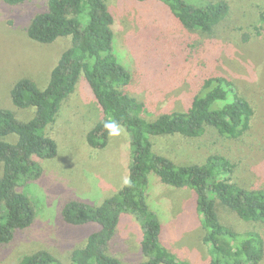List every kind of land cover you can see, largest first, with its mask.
Listing matches in <instances>:
<instances>
[{
  "label": "trees",
  "instance_id": "obj_1",
  "mask_svg": "<svg viewBox=\"0 0 264 264\" xmlns=\"http://www.w3.org/2000/svg\"><path fill=\"white\" fill-rule=\"evenodd\" d=\"M1 1L8 6H44L34 16L23 17L25 35L41 46L61 47L43 88L28 76L16 78L10 86V104L15 110L31 108L28 119L0 106V251L9 252L37 222L34 203L21 190L42 180L46 165L58 155L59 110L62 105L69 110L66 102L85 78L100 118L84 128L80 137L89 152L97 155L122 127L128 136L123 178L113 182L109 177L115 191L98 205L76 195L59 203L58 220L87 231L84 243L72 248L67 258L36 249L20 255L14 264H124L113 246L123 214L139 223L141 257L136 264H192L161 242L162 222L150 205L152 175L165 189L194 191L206 264H260L264 260V188L242 186L235 160L218 152L193 160L190 147L208 128L238 143L249 138L256 106L238 92L233 80L215 70L197 75L185 102L152 110L133 93V71L121 65L114 53L115 15L105 0ZM156 1L183 27L206 36L215 35L234 4V0ZM255 1L259 23L237 28L243 42L264 36V0ZM221 210L231 216L230 224L223 222Z\"/></svg>",
  "mask_w": 264,
  "mask_h": 264
},
{
  "label": "rangeland",
  "instance_id": "obj_2",
  "mask_svg": "<svg viewBox=\"0 0 264 264\" xmlns=\"http://www.w3.org/2000/svg\"><path fill=\"white\" fill-rule=\"evenodd\" d=\"M105 1L115 15L114 53L121 65L133 71V93L147 101L152 110L179 106L194 89V77L212 70L229 76L238 92L255 103L256 115L249 138L238 143L221 138L208 128L190 147L193 160L202 159L208 152L235 160L239 166L237 180L242 186L264 188V36L243 42L241 31L237 30L259 23L256 1L234 0L230 17L212 36L186 29L156 0ZM43 8L40 3L8 6L0 0V106L14 109L8 94L16 78L28 76L40 88L47 81L61 45L41 46L29 39L23 18ZM72 95L73 99L66 102L69 110L65 105L59 110L62 119L56 126L58 155L46 165L42 180L21 190L32 199L37 222L9 252L0 251V264H14L20 255L36 249H47L67 258L72 248L84 243L87 231L60 222L59 203L68 195H76L98 205L115 191L112 181L123 178L128 162L126 132L117 128L109 145L99 154H91L80 134L100 118V112L91 99L85 78L78 81ZM15 111L22 119L32 115L31 108ZM151 181L150 205L162 222V244L181 259L206 264L207 251L200 241L202 217L195 209L194 191L165 189L155 175ZM221 214L223 222L230 224L227 211L221 210ZM121 222L113 246L124 264H136L141 257L137 244L139 223L131 221L130 214H123Z\"/></svg>",
  "mask_w": 264,
  "mask_h": 264
},
{
  "label": "crops",
  "instance_id": "obj_3",
  "mask_svg": "<svg viewBox=\"0 0 264 264\" xmlns=\"http://www.w3.org/2000/svg\"><path fill=\"white\" fill-rule=\"evenodd\" d=\"M122 176V175H121Z\"/></svg>",
  "mask_w": 264,
  "mask_h": 264
}]
</instances>
